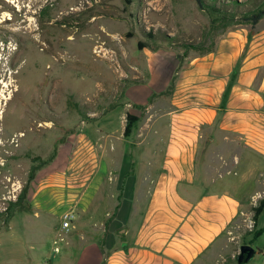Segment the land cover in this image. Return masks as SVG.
<instances>
[{
    "label": "rangeland",
    "instance_id": "obj_1",
    "mask_svg": "<svg viewBox=\"0 0 264 264\" xmlns=\"http://www.w3.org/2000/svg\"><path fill=\"white\" fill-rule=\"evenodd\" d=\"M205 1L231 2L237 15L262 2ZM211 18L196 0H0V210L17 198L31 166L54 149L59 159L67 157L69 168L60 175L58 160L36 170L23 208L7 223L0 219V264H74L84 244L80 232L99 235L105 203L95 205L93 218L76 215V228L59 237L57 227L67 203L53 197L54 191L79 187L85 177L76 173L91 169L99 154L105 159L125 154L134 161L139 153H153L156 138L166 142L164 123L158 133L154 126L147 130L138 143L115 140L130 108L124 90L131 82H145L160 60L180 59L175 78L199 55L264 40V17L254 25L240 21L227 27L212 25ZM201 79L196 76L197 82ZM70 95L90 120L69 105ZM152 101L151 107L138 109L141 121L151 110L170 109L169 94ZM111 136L115 145L110 148ZM203 145L199 154L209 152L217 159L226 149L203 150ZM164 148V142L158 143L159 154ZM249 152L225 175L234 189L242 190L244 202L207 264H236L240 245L249 243L255 228L264 229V205L254 227V207L264 197V152ZM81 159L87 161L77 167ZM107 187L108 181L96 197H106ZM250 244L256 254L245 264H264V230Z\"/></svg>",
    "mask_w": 264,
    "mask_h": 264
},
{
    "label": "crops",
    "instance_id": "obj_2",
    "mask_svg": "<svg viewBox=\"0 0 264 264\" xmlns=\"http://www.w3.org/2000/svg\"><path fill=\"white\" fill-rule=\"evenodd\" d=\"M179 64L175 56L160 60L150 68L145 82L128 85L124 90L128 112L139 115L132 105H147L153 93L168 86ZM196 76L203 79L197 82ZM174 86L170 109H148L147 119L140 120L127 137L122 119L115 136L134 144L153 126L158 133L165 125L166 142L156 138L153 153H139L134 161L125 154L109 159L99 154L86 173L76 170L75 176L85 177L79 187L67 185L54 191L53 197L67 203L62 211L78 213L75 220L82 214L95 217V205L105 203L106 219L101 217L99 235L80 232L84 244L74 264H207L208 255L239 217L243 192L234 189L225 175L246 151L264 152V40L191 59L177 72ZM163 142L165 148L159 154L158 143ZM201 144L203 150L205 146L226 149L217 159L209 157V152L199 154ZM114 145L112 138L110 148ZM66 159L57 155L53 160H59L62 176L69 170ZM85 161L81 159L77 167ZM107 181L106 197H96Z\"/></svg>",
    "mask_w": 264,
    "mask_h": 264
},
{
    "label": "trees",
    "instance_id": "obj_3",
    "mask_svg": "<svg viewBox=\"0 0 264 264\" xmlns=\"http://www.w3.org/2000/svg\"><path fill=\"white\" fill-rule=\"evenodd\" d=\"M196 2L201 9L207 10L212 15L211 18L212 25L216 24V25H221L222 27H227L231 24L240 21L249 22L251 25H254L261 18L264 17V0H262L261 4L255 6L254 8H249L244 12H240L238 15L236 14V12H234V10H232L233 4L231 2H228L226 4L225 3L218 4L215 1L209 3L206 2L205 0H196ZM193 47L197 48V46H193ZM131 83H138V82L134 81ZM173 86H174V78L171 79L170 83L164 90L158 93H153L149 98L148 104L152 101L153 97L157 95L170 94L173 89ZM227 93H228V88L223 94V98H222L223 102L226 99ZM70 96L71 97L68 102L69 105H73V107L84 117L83 119L90 120L91 118L86 115V112L81 109L79 104L74 100H72L73 96L72 95ZM132 106H134L137 109H143L145 108L146 105L143 106V105L133 104ZM140 120H141L140 114L136 115L134 113L127 112L125 115V126L123 130V136L125 137L130 136L132 130L136 127L137 123ZM56 155H57V150L54 149L52 153L47 157V159L42 160L38 165L31 166L28 172L26 182L22 186V189L18 194L17 198L15 200L9 201L8 205L4 210H0V219H2L4 223H7L14 216L15 212L18 209L23 208L30 182L35 178L36 170H38L44 165L51 163L55 159ZM263 205H264V197L259 201V204L256 207H254V227L256 226V216ZM109 220L110 218L107 219V221L105 222V226H107ZM262 231L263 229L257 230V228H255L254 231L252 232L253 237L249 241V243H252L253 239L257 238ZM236 264H238L237 261Z\"/></svg>",
    "mask_w": 264,
    "mask_h": 264
},
{
    "label": "built area",
    "instance_id": "obj_4",
    "mask_svg": "<svg viewBox=\"0 0 264 264\" xmlns=\"http://www.w3.org/2000/svg\"><path fill=\"white\" fill-rule=\"evenodd\" d=\"M75 220V212L70 209H66L62 212L60 218V225L57 227L58 236L60 237L63 232H66L71 226L73 221ZM55 251H58V247H54Z\"/></svg>",
    "mask_w": 264,
    "mask_h": 264
},
{
    "label": "water",
    "instance_id": "obj_5",
    "mask_svg": "<svg viewBox=\"0 0 264 264\" xmlns=\"http://www.w3.org/2000/svg\"><path fill=\"white\" fill-rule=\"evenodd\" d=\"M256 254V249L250 243L241 244L239 252L236 255V261L238 264H245L249 262Z\"/></svg>",
    "mask_w": 264,
    "mask_h": 264
}]
</instances>
